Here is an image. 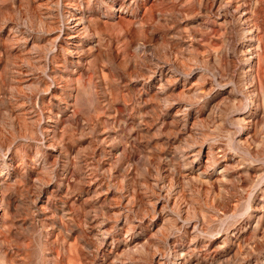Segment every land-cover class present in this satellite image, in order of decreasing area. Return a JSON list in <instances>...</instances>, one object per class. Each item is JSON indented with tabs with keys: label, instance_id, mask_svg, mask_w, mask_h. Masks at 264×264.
<instances>
[{
	"label": "rangeland",
	"instance_id": "obj_1",
	"mask_svg": "<svg viewBox=\"0 0 264 264\" xmlns=\"http://www.w3.org/2000/svg\"><path fill=\"white\" fill-rule=\"evenodd\" d=\"M0 264H264V0H0Z\"/></svg>",
	"mask_w": 264,
	"mask_h": 264
},
{
	"label": "bare ground",
	"instance_id": "obj_2",
	"mask_svg": "<svg viewBox=\"0 0 264 264\" xmlns=\"http://www.w3.org/2000/svg\"><path fill=\"white\" fill-rule=\"evenodd\" d=\"M257 10V9H256ZM260 10V9H259ZM258 10V11H259ZM258 11H257V13H258ZM259 15V14H258ZM73 14H70V21H71V19L73 18ZM68 18V17H67ZM262 18V17H261ZM68 20V19H67ZM70 21H67V30H68V32H71V34H68V33H66V35H67V38H68V40H71V39H73V38H75V37H77V36H72V33H75V32H72L75 28H74V26L73 27H71V22ZM257 21V20H256ZM72 28V29H71ZM75 31V30H74ZM78 33V32H77ZM74 35V34H73ZM256 71V70H255ZM257 74V73H256ZM257 76V75H256Z\"/></svg>",
	"mask_w": 264,
	"mask_h": 264
}]
</instances>
